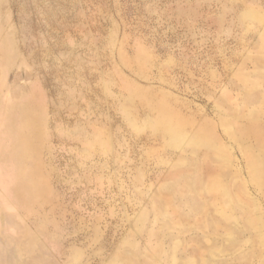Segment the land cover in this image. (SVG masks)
I'll return each mask as SVG.
<instances>
[{"label":"rangeland","instance_id":"374dc122","mask_svg":"<svg viewBox=\"0 0 264 264\" xmlns=\"http://www.w3.org/2000/svg\"><path fill=\"white\" fill-rule=\"evenodd\" d=\"M0 264H264V0H0Z\"/></svg>","mask_w":264,"mask_h":264}]
</instances>
